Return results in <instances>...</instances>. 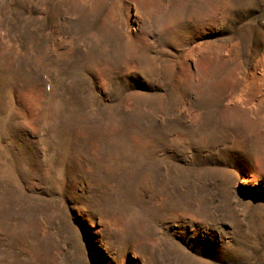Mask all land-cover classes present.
Instances as JSON below:
<instances>
[{
	"label": "rangeland",
	"instance_id": "1",
	"mask_svg": "<svg viewBox=\"0 0 264 264\" xmlns=\"http://www.w3.org/2000/svg\"><path fill=\"white\" fill-rule=\"evenodd\" d=\"M0 264H264V0H0Z\"/></svg>",
	"mask_w": 264,
	"mask_h": 264
}]
</instances>
